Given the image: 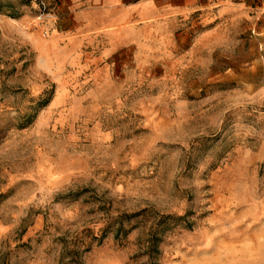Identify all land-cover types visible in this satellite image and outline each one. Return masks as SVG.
I'll return each instance as SVG.
<instances>
[{"label": "rangeland", "instance_id": "rangeland-1", "mask_svg": "<svg viewBox=\"0 0 264 264\" xmlns=\"http://www.w3.org/2000/svg\"><path fill=\"white\" fill-rule=\"evenodd\" d=\"M240 3L115 49L61 0H0V264H264V11Z\"/></svg>", "mask_w": 264, "mask_h": 264}, {"label": "crops", "instance_id": "crops-1", "mask_svg": "<svg viewBox=\"0 0 264 264\" xmlns=\"http://www.w3.org/2000/svg\"><path fill=\"white\" fill-rule=\"evenodd\" d=\"M240 3L264 11V0H243ZM227 0H61L60 9L71 12L77 24L89 25L90 33H105L108 40L115 36L121 41L111 44L123 48L128 32H137L154 24L159 31L181 39L194 27L211 16L215 7L225 6ZM243 4V5H241ZM220 14V12H217ZM125 34V37L123 35Z\"/></svg>", "mask_w": 264, "mask_h": 264}]
</instances>
